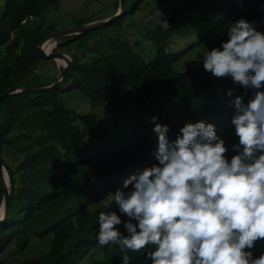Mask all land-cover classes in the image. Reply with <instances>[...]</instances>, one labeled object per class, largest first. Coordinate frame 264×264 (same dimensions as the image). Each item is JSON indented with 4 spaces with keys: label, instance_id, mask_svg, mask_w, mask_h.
I'll return each mask as SVG.
<instances>
[{
    "label": "trees",
    "instance_id": "trees-1",
    "mask_svg": "<svg viewBox=\"0 0 264 264\" xmlns=\"http://www.w3.org/2000/svg\"><path fill=\"white\" fill-rule=\"evenodd\" d=\"M65 1H4L0 94L17 85H50L58 72L45 83H26L38 65L48 60L38 41L49 32L100 20L94 14L71 17V26L62 27L56 21H37L47 7L59 10ZM157 1L162 8H152L149 0H122L123 12L111 22L64 36L55 48L71 59L62 79L51 88L14 92L0 100V159L9 176L8 215L0 222V264H83L86 258L87 264H121L117 245L97 243V216L117 211L115 202L105 207L108 193L130 173L156 162L151 154L155 122L169 126V138L185 122H210L228 148L225 156L234 154L232 99L239 95L246 102L250 92L203 67L176 71L173 64L194 48L203 53L205 48L219 47L227 39V25L238 18L257 22L264 31V0H203L210 3L209 12L199 0ZM118 7L119 0H114L109 14L114 15ZM144 9L152 14L151 26L142 18L143 37H149L154 50L148 62L122 31L126 21ZM196 34L197 40L185 49L169 51L170 43L177 44L175 38L193 41ZM64 90H76L95 109L103 108L114 127L92 132L97 112L69 109L60 96ZM130 100L137 106L145 104V120L133 121L128 113L105 104L127 107L128 112L135 106L128 104ZM152 116L156 121L150 120ZM78 123L88 127L90 141ZM2 198L0 177V204ZM117 214L122 223L115 227L126 234V217ZM32 243L38 245L37 253L27 256ZM252 251L254 256L264 251V240L256 241ZM143 252L128 251V264H150Z\"/></svg>",
    "mask_w": 264,
    "mask_h": 264
},
{
    "label": "clouds",
    "instance_id": "clouds-1",
    "mask_svg": "<svg viewBox=\"0 0 264 264\" xmlns=\"http://www.w3.org/2000/svg\"><path fill=\"white\" fill-rule=\"evenodd\" d=\"M225 32L227 39L205 48L199 61L250 92L246 102L232 99L234 154L225 156L228 148L210 122H185L173 138L167 124L153 123L156 162L108 193L105 207L115 202L117 211L97 216L96 241L117 245L121 264H128V251L141 250L150 264H264V251H252L264 240V31L241 17ZM117 212L126 217V234L115 227L122 223Z\"/></svg>",
    "mask_w": 264,
    "mask_h": 264
},
{
    "label": "rangeland",
    "instance_id": "rangeland-1",
    "mask_svg": "<svg viewBox=\"0 0 264 264\" xmlns=\"http://www.w3.org/2000/svg\"><path fill=\"white\" fill-rule=\"evenodd\" d=\"M5 0H0V18L3 13V5ZM151 2V7L160 9L162 8V4L157 0H149ZM220 1V0H219ZM114 0H66L64 3H62L61 8L58 10L54 6L47 7L43 12V17L38 18V22H48V21H56L60 24V26H71L72 21L71 17H80V16H90L94 14L96 17L101 19L104 16H108L107 14L111 13V8L113 5ZM200 6L204 8L206 12L210 11V3L205 2L203 0H199ZM181 4H185L186 0H180ZM149 11H151V8H145ZM139 10L135 16L128 19L125 23V25L122 28L123 33L126 34V36L129 38V41L133 44H136V47L134 48L137 53H139L143 59L148 62L150 58L153 55V47L151 44V41L145 36L143 37L144 29H143V20L145 19V23L148 26L152 25V14L148 13L147 10ZM213 9H216L214 7ZM148 13V14H147ZM147 14L146 16H144ZM112 15V14H111ZM109 14V16H111ZM105 18V17H104ZM217 17H214L212 19V22H215ZM98 20V19H97ZM199 34H196L194 36V40L190 41L188 39H182L178 41V38H175L177 41V44L170 43L168 46V49L170 52H176L177 50L185 49L186 46L197 40ZM142 37V38H141ZM43 46V45H42ZM53 46L52 45L48 48ZM4 47H0V57L3 54ZM47 50V51H48ZM202 51H200L199 48H194L190 51H187L178 61H176L173 64V67L176 71H181L189 68H198L202 67V63L199 61L202 58ZM63 65L62 61L58 60H52L48 59L45 61H42L38 67L33 71L32 74L28 76V79L26 80V83L31 84H37V83H45L48 81V79H51L54 75L59 72V68ZM60 96L63 100V103L66 107L69 109L78 111L80 113H85L87 111H94L97 112V124L92 126L91 131L92 132H101L106 127H114L110 122L107 120V117L105 113L103 112V108H96L94 106H91V103L89 99L82 94H80L76 90L67 91L64 90L60 93ZM132 100L128 102L131 103ZM133 103V102H132ZM108 106H110L112 109H119L120 113H128V115L132 118L131 120L137 121V120H145L146 119V106L145 104L140 106H132L133 109L130 106V109L127 112L126 109L123 108H116L109 102L105 103ZM78 128L82 132L83 137L90 141V131L88 127L83 126L82 124L78 123ZM101 140V139H100ZM102 142V141H100ZM90 149L93 150V147H91L89 143ZM38 245L37 244H31L28 248L27 256H33L37 253ZM88 258H86L83 261V264H87Z\"/></svg>",
    "mask_w": 264,
    "mask_h": 264
},
{
    "label": "water",
    "instance_id": "water-1",
    "mask_svg": "<svg viewBox=\"0 0 264 264\" xmlns=\"http://www.w3.org/2000/svg\"><path fill=\"white\" fill-rule=\"evenodd\" d=\"M123 12V4H122V0H119V7L118 10L116 11V13L110 17H107L105 19H100V20H96V21H92V22H88L86 24H82V25H78V26H71V27H66V28H62V29H58L52 32H49L47 34H45L37 43V47L39 49L42 50L44 56L46 58H50L55 60L56 58L58 59H62L64 60L65 64L62 66L61 70L58 72L57 74V78L48 86H19L17 85L16 87L7 90L6 92H4L3 94H0V100L7 94H11L14 92H21V91H39L42 89H46V88H51L53 86H55L59 80L62 79V77L65 74L66 68L69 65L71 59L70 57L60 51L55 50L56 44L57 42L63 38L64 36H68V35H72V34H78L86 29H90V28H97L101 25H104L108 22H111L113 19H115L117 16H119L121 13ZM54 37L55 38V46L50 49L49 51L44 50V48L41 46V43L44 39L46 38H51ZM0 177H1V183H2V188H3V198H2V202L1 204L4 206L5 209V217L4 219L7 217L8 215V198H9V176L8 173L4 167V165L1 162L0 159ZM3 219V220H4ZM2 220V221H3ZM1 222V221H0Z\"/></svg>",
    "mask_w": 264,
    "mask_h": 264
},
{
    "label": "bare ground",
    "instance_id": "bare-ground-1",
    "mask_svg": "<svg viewBox=\"0 0 264 264\" xmlns=\"http://www.w3.org/2000/svg\"><path fill=\"white\" fill-rule=\"evenodd\" d=\"M53 43V46L55 44V38L54 37H51V38H46L42 41L41 43V46L44 48V50H48V48L52 45Z\"/></svg>",
    "mask_w": 264,
    "mask_h": 264
}]
</instances>
